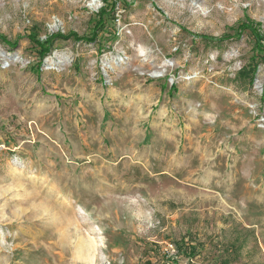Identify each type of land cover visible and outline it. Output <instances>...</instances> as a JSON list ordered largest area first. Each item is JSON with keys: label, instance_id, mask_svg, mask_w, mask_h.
I'll return each mask as SVG.
<instances>
[{"label": "rangeland", "instance_id": "374dc122", "mask_svg": "<svg viewBox=\"0 0 264 264\" xmlns=\"http://www.w3.org/2000/svg\"><path fill=\"white\" fill-rule=\"evenodd\" d=\"M244 22L264 0H0V264H264Z\"/></svg>", "mask_w": 264, "mask_h": 264}, {"label": "trees", "instance_id": "16d2710c", "mask_svg": "<svg viewBox=\"0 0 264 264\" xmlns=\"http://www.w3.org/2000/svg\"><path fill=\"white\" fill-rule=\"evenodd\" d=\"M238 28L240 31L244 30V29L249 30L250 33L252 34L253 38H254V47L259 51H264V35L261 34V32L259 30V24L258 23L244 22V23H241ZM71 35L74 36L76 41L83 40V41H87V42H92L96 38L95 35L90 36V37L78 36L76 33H72ZM67 37L60 34V33H55V34H52L51 36H48L45 40H40L39 38H37L35 36H31L28 39L31 40L34 44H36V46L39 47V52H40L41 56H43L50 51V46H51L53 40L59 39V38L65 39ZM201 40L213 41V40H215V38L207 37V36L203 35V36H201ZM0 42H5V43L9 44V42L5 39V37H3L1 35H0ZM253 72H254V70H253ZM253 72H252V76L249 78V81H251V82L253 81Z\"/></svg>", "mask_w": 264, "mask_h": 264}, {"label": "bare ground", "instance_id": "6f19581e", "mask_svg": "<svg viewBox=\"0 0 264 264\" xmlns=\"http://www.w3.org/2000/svg\"><path fill=\"white\" fill-rule=\"evenodd\" d=\"M118 60L120 61L121 59H118ZM115 62H117V61H115ZM153 74H154V72H153ZM160 74H161V72H155L154 75H160ZM90 246H91L90 244L89 245L88 244H85V245H82V246L78 247L77 250H79V251L83 250V252H85V254H86V257H88L89 256V253H90V250H91V247Z\"/></svg>", "mask_w": 264, "mask_h": 264}]
</instances>
